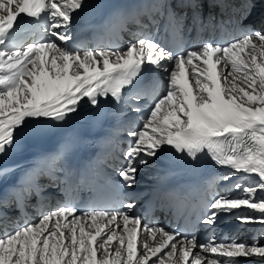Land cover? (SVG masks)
<instances>
[{
    "label": "snow or ice",
    "instance_id": "6c2138e0",
    "mask_svg": "<svg viewBox=\"0 0 264 264\" xmlns=\"http://www.w3.org/2000/svg\"><path fill=\"white\" fill-rule=\"evenodd\" d=\"M257 4L264 0H137L104 24L116 34L135 25L134 43L81 51L72 28L87 0H0V264H264L257 236L237 238L241 230L264 237V11L253 21ZM228 27L238 38L187 49L174 44L185 32ZM161 30L173 36V46L155 39ZM153 70L165 74L159 94L149 83ZM109 106L117 124L111 134L129 137L116 169L120 183L107 181L113 191L136 187L139 172L162 159L193 171L208 163L227 169L205 181L208 199L184 230L144 224L132 214L131 192L118 208L81 211L66 200L45 210L56 174H73L68 158L77 141L68 121L92 109L93 123L102 124ZM125 108L137 120L120 127ZM53 137L60 138L54 151L35 156L27 168L16 162L30 145ZM241 174L255 184L210 190ZM29 207L39 214L35 220ZM233 221L236 232L218 240L219 223Z\"/></svg>",
    "mask_w": 264,
    "mask_h": 264
},
{
    "label": "bare ground",
    "instance_id": "6f19581e",
    "mask_svg": "<svg viewBox=\"0 0 264 264\" xmlns=\"http://www.w3.org/2000/svg\"><path fill=\"white\" fill-rule=\"evenodd\" d=\"M134 29L136 30V26L134 25ZM72 31H73V33L75 34V31H74V28H72ZM147 31H149V29L147 30ZM153 30H151L150 32H152ZM133 38V40L132 39H126L125 41H124V48H126V46L129 44V43H134L135 42V40H136V37H134V36H132ZM156 37H159V36H156ZM135 39V40H134ZM84 50H86L85 48H83ZM83 50V51H84ZM158 73H159V81H160V83H159V87H160V93L163 91V87H164V84H165V79H164V76H165V74L163 73V72H161V71H158ZM124 111L125 112H129V113H131L127 108H125L124 109ZM137 119V118H136ZM126 124H122L121 125V127H123V126H125ZM124 137H126V138H129L127 135H124ZM154 167H149L148 169H149V171H150V173H152L151 172V170L153 169ZM154 176V175H153ZM249 178H248V176H246V175H244V174H241V175H239V176H237V177H234L233 178V180H231V181H233V182H235V181H239L240 183H242L244 186H249V185H253V183H250L249 181H247ZM137 180H138V183H142V181L139 179V177H137ZM229 182V181H228ZM225 183H227V182H225ZM225 188V185H224V183L223 182H221L219 185H218V190L216 189V191H219V190H221V189H224ZM48 189H50V188H48ZM221 194H223L222 192H221ZM237 194H239V190H234V191H232L231 192V195H237ZM260 195H264V193H261ZM31 217H32V219L33 220H35L37 217H38V215H36V214H32L31 215ZM172 217H174V214H169L168 215V218H172ZM163 222H165V219H163L162 217H160V220H159V222H158V224L156 225V226H160V224L161 223H163ZM169 223L170 224H172V222L171 221H169ZM153 226H155V225H153ZM160 227H162V226H160ZM259 225H253L252 226V228L253 229H259ZM166 230H168V231H171L170 230V225L169 226H167V227H164ZM237 228H238V225L236 224V222L235 221H233V222H231V223H219V229H221L222 231H225V233H224V236L223 237H220V236H218V235H216V238L217 239H224V238H230L232 235H233V233H235L236 232V230H237ZM254 233H257L256 231H248V230H241V231H239V233L237 234V238L239 239V240H241V241H251V239H252V237L254 236L253 234ZM197 235H198V237L200 236V234L199 233H197ZM257 238H258V240H259V243L260 244H264V237H260V236H257ZM243 264H260V262L259 261H254V260H249V261H245V262H243Z\"/></svg>",
    "mask_w": 264,
    "mask_h": 264
},
{
    "label": "rangeland",
    "instance_id": "374dc122",
    "mask_svg": "<svg viewBox=\"0 0 264 264\" xmlns=\"http://www.w3.org/2000/svg\"><path fill=\"white\" fill-rule=\"evenodd\" d=\"M256 233H254L253 235H255Z\"/></svg>",
    "mask_w": 264,
    "mask_h": 264
}]
</instances>
